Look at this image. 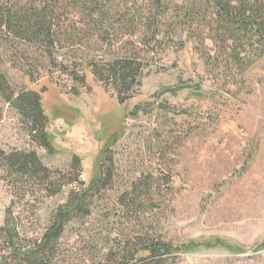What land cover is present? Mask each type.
Returning a JSON list of instances; mask_svg holds the SVG:
<instances>
[{"label": "rangeland", "instance_id": "1", "mask_svg": "<svg viewBox=\"0 0 264 264\" xmlns=\"http://www.w3.org/2000/svg\"><path fill=\"white\" fill-rule=\"evenodd\" d=\"M25 1L46 12L57 43L41 49L0 32V73L17 94L41 93L56 152L33 142L7 104L0 150L34 151L69 184L48 197L32 182L9 184L0 168V264H15L1 231L9 212L21 247L32 246L101 165L112 184L68 226L53 264H112L110 250L135 252L147 234L178 248L174 264H264V36L228 41L214 10L264 0ZM126 57L143 71L121 104L90 63Z\"/></svg>", "mask_w": 264, "mask_h": 264}, {"label": "trees", "instance_id": "2", "mask_svg": "<svg viewBox=\"0 0 264 264\" xmlns=\"http://www.w3.org/2000/svg\"><path fill=\"white\" fill-rule=\"evenodd\" d=\"M256 2L262 5L260 0ZM214 10L217 24L225 31L228 41L237 42L239 34H244L257 43L263 40L264 4L243 11L237 6L220 1ZM48 24V17L42 8L38 9L25 0H8L7 4L0 0V32L5 38L12 37L21 44L36 48H53L57 40L52 33L53 27ZM90 66L99 82L112 86L121 104L127 102V96L132 95L140 86L143 66L133 58L109 59L90 63ZM58 69L61 72L66 71L61 63H58ZM31 78L30 76V80ZM2 104L10 105L26 122L33 142L51 154L56 152L47 132L48 117L42 106L40 92L23 90L17 94L9 78L0 73V123L3 118ZM108 150L106 149L102 164L107 158ZM0 168L4 180L9 184L24 180L32 182L33 187L47 192L48 197L60 194L69 184V181L61 183L62 179L56 176L59 173L46 167L34 151H14L6 154L0 150ZM72 168L78 171L77 180H80L82 171L79 157L73 159ZM106 173L101 165L98 177L89 186L79 181L81 188L69 193L67 202L54 212L51 224L42 238L32 246L21 247L19 235L13 226L12 214L9 212L6 225L1 231L6 233L10 241L9 256L15 264H53L68 226L74 221L91 216L96 196L112 184L111 176ZM146 236L145 242L137 251H128L126 246L117 252L110 250L107 258L112 264H174L173 261L179 257L178 248L153 237L149 238L148 234Z\"/></svg>", "mask_w": 264, "mask_h": 264}]
</instances>
